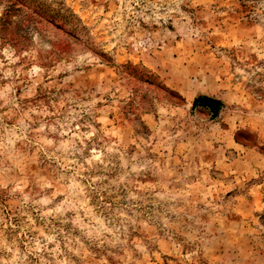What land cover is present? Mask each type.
<instances>
[{
  "label": "rangeland",
  "instance_id": "374dc122",
  "mask_svg": "<svg viewBox=\"0 0 264 264\" xmlns=\"http://www.w3.org/2000/svg\"><path fill=\"white\" fill-rule=\"evenodd\" d=\"M0 264H264V0H0Z\"/></svg>",
  "mask_w": 264,
  "mask_h": 264
},
{
  "label": "trees",
  "instance_id": "16d2710c",
  "mask_svg": "<svg viewBox=\"0 0 264 264\" xmlns=\"http://www.w3.org/2000/svg\"><path fill=\"white\" fill-rule=\"evenodd\" d=\"M193 108H204L210 111L211 114L216 118L224 108V103L220 99L202 95L194 99Z\"/></svg>",
  "mask_w": 264,
  "mask_h": 264
}]
</instances>
